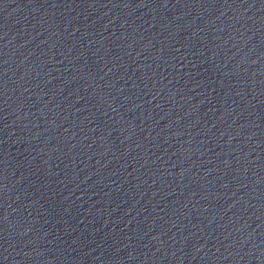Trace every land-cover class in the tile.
<instances>
[{"label":"water","instance_id":"water-1","mask_svg":"<svg viewBox=\"0 0 264 264\" xmlns=\"http://www.w3.org/2000/svg\"><path fill=\"white\" fill-rule=\"evenodd\" d=\"M0 264H264V0H0Z\"/></svg>","mask_w":264,"mask_h":264}]
</instances>
